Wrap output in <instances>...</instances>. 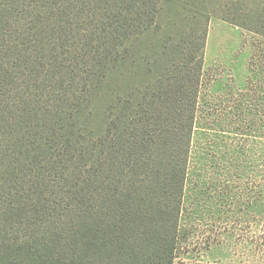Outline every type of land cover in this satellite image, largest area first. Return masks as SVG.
Returning a JSON list of instances; mask_svg holds the SVG:
<instances>
[{"label":"trees","instance_id":"16d2710c","mask_svg":"<svg viewBox=\"0 0 264 264\" xmlns=\"http://www.w3.org/2000/svg\"><path fill=\"white\" fill-rule=\"evenodd\" d=\"M211 16L264 38V4L0 0V264L174 263Z\"/></svg>","mask_w":264,"mask_h":264},{"label":"rangeland","instance_id":"374dc122","mask_svg":"<svg viewBox=\"0 0 264 264\" xmlns=\"http://www.w3.org/2000/svg\"><path fill=\"white\" fill-rule=\"evenodd\" d=\"M221 1L232 13L264 4ZM173 264H264V38L219 16L207 24Z\"/></svg>","mask_w":264,"mask_h":264}]
</instances>
